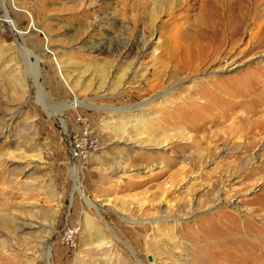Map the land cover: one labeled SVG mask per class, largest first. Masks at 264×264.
Instances as JSON below:
<instances>
[{"label": "rangeland", "instance_id": "rangeland-1", "mask_svg": "<svg viewBox=\"0 0 264 264\" xmlns=\"http://www.w3.org/2000/svg\"><path fill=\"white\" fill-rule=\"evenodd\" d=\"M0 264H264V0H0Z\"/></svg>", "mask_w": 264, "mask_h": 264}, {"label": "built area", "instance_id": "built-area-1", "mask_svg": "<svg viewBox=\"0 0 264 264\" xmlns=\"http://www.w3.org/2000/svg\"><path fill=\"white\" fill-rule=\"evenodd\" d=\"M80 130H74L69 132L66 135L67 146L69 157L73 160H79L80 162H87V160L92 157L93 153H95L96 141L86 133L79 132ZM75 227L69 225L65 227L62 232L61 239L66 246H74L75 245V235L76 231Z\"/></svg>", "mask_w": 264, "mask_h": 264}, {"label": "bare ground", "instance_id": "bare-ground-1", "mask_svg": "<svg viewBox=\"0 0 264 264\" xmlns=\"http://www.w3.org/2000/svg\"><path fill=\"white\" fill-rule=\"evenodd\" d=\"M178 45H179L178 47H180V52H179L180 59L179 60L182 62V67L189 65L190 62L194 59V56L197 57L199 55V53L202 52V49H201L202 46H199V43H197V42H193L192 44H187V45H183V44H181V45L178 44ZM195 46H197V48H195ZM130 49L131 48L129 46L128 50H130ZM190 56H192L191 59H190Z\"/></svg>", "mask_w": 264, "mask_h": 264}, {"label": "water", "instance_id": "water-1", "mask_svg": "<svg viewBox=\"0 0 264 264\" xmlns=\"http://www.w3.org/2000/svg\"><path fill=\"white\" fill-rule=\"evenodd\" d=\"M74 185H75V183L73 184V188H74ZM91 204V203H90ZM94 206V205H93Z\"/></svg>", "mask_w": 264, "mask_h": 264}]
</instances>
